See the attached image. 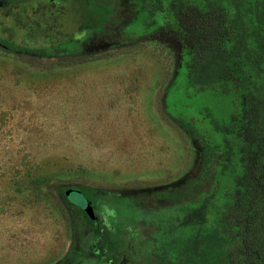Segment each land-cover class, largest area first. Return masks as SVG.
I'll list each match as a JSON object with an SVG mask.
<instances>
[{
    "label": "rangeland",
    "instance_id": "rangeland-1",
    "mask_svg": "<svg viewBox=\"0 0 264 264\" xmlns=\"http://www.w3.org/2000/svg\"><path fill=\"white\" fill-rule=\"evenodd\" d=\"M96 1L107 8L0 0V264H96L94 241L113 223L116 264H225L233 242L188 254L192 210L226 199L233 234L234 213L256 190L241 192L243 166L227 155L235 138L212 119L231 125L249 106L256 134L260 106L254 94L243 105L188 82L194 40L180 24L220 8L228 23L235 9L229 0ZM257 145L249 137L247 159ZM70 189L97 204L95 235Z\"/></svg>",
    "mask_w": 264,
    "mask_h": 264
},
{
    "label": "trees",
    "instance_id": "trees-1",
    "mask_svg": "<svg viewBox=\"0 0 264 264\" xmlns=\"http://www.w3.org/2000/svg\"><path fill=\"white\" fill-rule=\"evenodd\" d=\"M88 1L98 13L107 8L96 0ZM229 1L235 11L228 23L223 21L224 9L220 8L214 14L204 13L187 19L180 27L183 26L187 36L194 40L195 54L187 73L190 84L219 86L221 92L243 98V105L245 96H256V106H260L256 134L251 131L255 122L247 116L251 109L247 105L246 114L236 115L231 125L212 119L219 131L234 136L235 143L229 146L227 155L233 164L239 159L243 166L239 169L245 179L241 192L255 189L256 198L246 211L234 213L236 231L233 234L229 228V202L226 199L219 202L212 197L203 200L192 210L193 234L186 246L189 255L198 256L209 249H226L233 242L236 252L225 264H264V0ZM251 136L258 145L247 159L241 149L247 147ZM231 164L224 163L223 172L229 170ZM70 191L80 204L89 198L86 191ZM113 224L105 229L104 238L98 243L102 248L107 245L120 250V227Z\"/></svg>",
    "mask_w": 264,
    "mask_h": 264
},
{
    "label": "flooded vegetation",
    "instance_id": "flooded-vegetation-1",
    "mask_svg": "<svg viewBox=\"0 0 264 264\" xmlns=\"http://www.w3.org/2000/svg\"><path fill=\"white\" fill-rule=\"evenodd\" d=\"M89 201V198H85L83 203L80 204L82 208L86 209L87 202ZM94 202V203H93ZM93 204V210H94V217L90 216L91 220L90 223L92 225V228L94 229V235L95 232L99 230V227H101L100 219L102 218V214L100 213L97 204L95 201H92ZM93 235V233H92ZM100 238H96L94 241V244L96 245L93 249L92 255L95 258L94 260L97 262L96 264H116V253L119 252L116 247L107 246L105 248H102L99 245ZM102 261V262H101Z\"/></svg>",
    "mask_w": 264,
    "mask_h": 264
},
{
    "label": "water",
    "instance_id": "water-1",
    "mask_svg": "<svg viewBox=\"0 0 264 264\" xmlns=\"http://www.w3.org/2000/svg\"><path fill=\"white\" fill-rule=\"evenodd\" d=\"M86 210H87V213L94 217V210H93V207L88 203L87 206H86Z\"/></svg>",
    "mask_w": 264,
    "mask_h": 264
}]
</instances>
